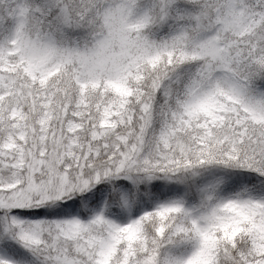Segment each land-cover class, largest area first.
<instances>
[{
  "label": "snow or ice",
  "instance_id": "1",
  "mask_svg": "<svg viewBox=\"0 0 264 264\" xmlns=\"http://www.w3.org/2000/svg\"><path fill=\"white\" fill-rule=\"evenodd\" d=\"M0 264H264V0H0Z\"/></svg>",
  "mask_w": 264,
  "mask_h": 264
}]
</instances>
